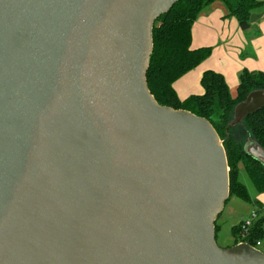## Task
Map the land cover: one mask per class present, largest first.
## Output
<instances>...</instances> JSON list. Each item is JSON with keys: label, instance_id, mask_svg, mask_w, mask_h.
<instances>
[{"label": "water", "instance_id": "95a60500", "mask_svg": "<svg viewBox=\"0 0 264 264\" xmlns=\"http://www.w3.org/2000/svg\"><path fill=\"white\" fill-rule=\"evenodd\" d=\"M179 1L0 0V264H264L216 244L217 133L147 86L154 23ZM263 108L250 92L227 128Z\"/></svg>", "mask_w": 264, "mask_h": 264}, {"label": "trees", "instance_id": "16d2710c", "mask_svg": "<svg viewBox=\"0 0 264 264\" xmlns=\"http://www.w3.org/2000/svg\"><path fill=\"white\" fill-rule=\"evenodd\" d=\"M216 2L225 8V18H235L241 30L250 28L252 14L264 13V1L259 0H182L175 3L154 23L153 50L146 81L149 92L159 105L188 111L211 124L226 155L229 198L249 205L251 199L246 187L240 182V167L256 192L264 194V166L244 152V136L251 138L264 149V108L246 117L235 127L227 128V125L232 120L233 109L238 103L250 92L264 89V73L241 72L235 98L231 96L224 78L213 71L202 74L200 85L204 93L200 96H190L180 101L173 89L174 82L208 59L211 54L209 47L194 50L190 48L191 28L199 14ZM237 131H241V136L234 134ZM253 210L258 218L250 227L245 242L255 247L257 242L264 240V215L260 214L264 210ZM216 222L215 240L218 233ZM239 231V223L231 228L234 236L232 246L239 243Z\"/></svg>", "mask_w": 264, "mask_h": 264}, {"label": "crops", "instance_id": "0c3cea01", "mask_svg": "<svg viewBox=\"0 0 264 264\" xmlns=\"http://www.w3.org/2000/svg\"><path fill=\"white\" fill-rule=\"evenodd\" d=\"M225 14L223 5L216 2L205 8L194 22L191 28L190 48L194 50L211 47L212 54L174 82L173 89L180 101L204 93L200 79L206 71L220 74L230 91L238 86L241 72L264 73V13L257 12L256 14L263 15L262 18L247 30H241L236 19L225 18ZM241 175H246L242 167H240L239 177ZM261 199L264 201V197ZM225 208L226 205L224 210ZM232 211L233 207H229L227 214ZM233 226L232 224L230 227ZM260 251L264 253V240L261 242Z\"/></svg>", "mask_w": 264, "mask_h": 264}, {"label": "rangeland", "instance_id": "374dc122", "mask_svg": "<svg viewBox=\"0 0 264 264\" xmlns=\"http://www.w3.org/2000/svg\"><path fill=\"white\" fill-rule=\"evenodd\" d=\"M209 48L211 49V54H212V48L211 47H209ZM237 87H235V89H233L232 91H230V89L228 88L229 92L233 98H235L237 95ZM234 134L241 136V131H237ZM244 138H245L244 141L246 143V141L249 139V137L244 136ZM240 182L246 187V190H247L249 197L251 199V204L248 205V204H245V203H242V202L236 200L235 198H229V200L226 204V208L224 210V213L221 214V216L217 219V222H216L218 233L216 235L215 241H216V244L220 248L225 249V248H229L232 246L233 238H234V236L231 233V227H230L232 224L235 225V224H237V222L239 221L240 218L247 217L249 215L251 209L257 210L259 208H263V210H264V201L261 199L262 197H264V194H260V193L256 192V190L253 188V186L249 182L246 175H241ZM229 207H233V211H232V213L227 214ZM263 213H264V211L260 212L261 215ZM259 249H261V247Z\"/></svg>", "mask_w": 264, "mask_h": 264}, {"label": "built area", "instance_id": "2783aa9c", "mask_svg": "<svg viewBox=\"0 0 264 264\" xmlns=\"http://www.w3.org/2000/svg\"><path fill=\"white\" fill-rule=\"evenodd\" d=\"M258 218L257 213L252 210L250 211L249 215L245 218H240L239 220V225H240V231L238 234V238H239V243L238 244H247L249 245L247 242H245V240L248 238L249 236V229L252 226L253 222ZM252 247V246H251ZM261 247V242H257L255 247H252L256 250H260L259 248Z\"/></svg>", "mask_w": 264, "mask_h": 264}]
</instances>
